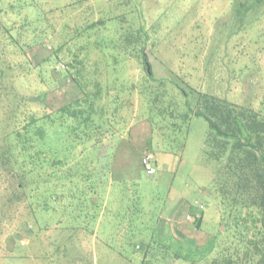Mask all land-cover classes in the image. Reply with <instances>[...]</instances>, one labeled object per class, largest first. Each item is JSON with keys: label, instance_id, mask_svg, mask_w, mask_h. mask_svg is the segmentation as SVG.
I'll use <instances>...</instances> for the list:
<instances>
[{"label": "rangeland", "instance_id": "rangeland-1", "mask_svg": "<svg viewBox=\"0 0 264 264\" xmlns=\"http://www.w3.org/2000/svg\"><path fill=\"white\" fill-rule=\"evenodd\" d=\"M240 3L251 7L244 20L237 14ZM0 8V264L9 262L10 257L13 264L21 261L14 258L18 252L16 239L10 237L23 220L37 229L33 210L41 209L46 202V194L40 197L32 191L38 183L46 181L44 185H47L50 164L45 156L43 169L33 173V182L20 191L21 201L16 200L20 179L16 159H21L16 151L20 148L16 133L23 131L24 113L41 116L77 96L78 88L68 70L65 51H60L58 56L55 51L78 34L85 36V39L78 38L82 45L98 55L94 29L87 25L102 18L107 20L105 31L115 40L121 33L144 25L152 70L156 77L168 80L165 83L168 92L157 105L170 118L164 116L158 120L162 121L163 131L166 125H176L177 130L167 129L173 136L169 150L159 154L148 149V140L153 135L147 117L148 97L139 88L131 96L128 93L134 102L133 114L128 115L129 139L133 145L142 147L144 153L151 152L158 158L157 172L152 176L144 174L139 179L138 204L143 208L142 213L148 217L159 214L161 229L173 231L176 227L179 235L194 238L200 247H205L217 230L214 209L219 198L213 189L222 166L217 159L224 151L204 117L192 116L188 127L182 123L184 98L169 79L174 77L184 88L207 91L238 103L257 105L264 100V0H0ZM84 26L86 30L82 33ZM140 60L128 57L124 62L126 65L122 68L127 70L120 72V79L128 81L125 85L143 80L145 73ZM93 71L99 79L104 77H101L102 70ZM110 75L111 79L117 76ZM131 110L126 107L124 113ZM177 136L185 139L183 150L179 149ZM64 172L63 169V175ZM94 180L76 181L74 191L67 190L65 204L51 215L45 214L46 219L51 223L61 220L65 225L86 220L93 223V218H87L79 209H92L90 198L99 196L98 182ZM110 191L112 187L106 188L107 209H117L116 195ZM128 191L134 192L131 187ZM128 201L124 209H140L134 208L138 206V199ZM196 207L206 210L203 229L195 226L199 213ZM51 228L39 230L49 244L61 238L55 240L59 230L54 233ZM19 232L22 236H17V240L27 244L29 239L23 235L24 231ZM78 237L82 246L95 249L94 237H91L92 245L82 230ZM41 257L38 253L36 260L18 264H42ZM74 257L73 254L63 256L64 262L60 264H67ZM116 257L111 253L103 259L116 264ZM97 263L95 255L94 264Z\"/></svg>", "mask_w": 264, "mask_h": 264}, {"label": "trees", "instance_id": "trees-1", "mask_svg": "<svg viewBox=\"0 0 264 264\" xmlns=\"http://www.w3.org/2000/svg\"><path fill=\"white\" fill-rule=\"evenodd\" d=\"M240 4L236 8L237 14L244 20L251 7ZM106 23L107 20L102 18L87 25L94 29V46L100 50L98 55L82 45L78 38L85 39V36L78 34L55 51L57 56L65 51L68 70L78 88L77 96L41 116L24 113L23 131L19 129L16 133V143L20 146L16 151L21 157L16 159V172L20 178L16 186L18 202L21 201L20 191L33 182V173L43 169L44 156L49 158L50 164L47 185H44L45 181L32 188L40 197L46 194L44 206L33 210L39 227H30L29 222L23 220L10 237L16 239L18 252L14 258L21 260L16 264L36 260L38 253L42 254V264H60L63 256L71 254L77 257L68 259L67 264H94L95 255L97 264H112L103 259L111 253L117 255L116 264H264V100L257 105L238 103L207 91L184 88L170 77L169 81L184 98V109L180 114L182 123L188 127L192 116L204 117L224 152L217 159L222 166L213 189L219 198L214 209L217 230L206 246L202 248L194 238L179 235L176 227H172L173 231L171 228L164 231L160 228L159 214L148 217L138 204L140 176L152 175L145 171L142 163L146 152L129 139L128 115L133 114L134 106L130 96L139 88L140 93L148 97L150 105L147 117L153 135L148 149L156 154L168 151L173 136L167 129L177 130V126L166 125L163 131L162 121L158 119L170 116L157 105L168 92L165 88L168 80L167 77H156L152 70L147 53L149 37L145 36L144 25L129 28L115 40L105 31ZM84 30L85 26L82 33ZM128 57L141 59L145 75L143 80L125 85L128 81L120 77L127 70L122 67ZM96 69L103 71V78L97 77L93 71ZM110 73L117 76L111 79ZM126 107L132 108L127 114L124 113ZM176 139L179 149L183 150L185 139L178 136ZM47 146L48 153L45 152ZM155 166L158 170V158H155ZM111 178L110 192L116 195L117 209L106 206L109 194L105 186ZM78 180L98 182L96 187L100 193L98 197L90 198L92 209H79L87 218L92 217L93 223L87 220L71 225H65L61 220L51 223L45 214L49 216L65 204L67 190H72ZM129 187L134 190L132 194ZM128 199H138V206L134 208L140 209H124ZM87 205L90 206L89 202ZM196 208L199 213L195 226L203 229L206 210ZM50 228L54 233L59 230L55 240L61 238L49 244L39 230ZM20 230L29 239L27 244L17 240V236H22ZM80 230L89 238V244L92 245L91 237L95 238V249L81 245L78 241ZM66 231H69L67 235ZM10 258L6 264H13V257Z\"/></svg>", "mask_w": 264, "mask_h": 264}, {"label": "built area", "instance_id": "built-area-1", "mask_svg": "<svg viewBox=\"0 0 264 264\" xmlns=\"http://www.w3.org/2000/svg\"><path fill=\"white\" fill-rule=\"evenodd\" d=\"M63 66H65L63 64ZM142 163L145 168V171L150 174L154 175L156 173V166H155V155L151 152L145 153L142 158ZM191 215H188V218H190Z\"/></svg>", "mask_w": 264, "mask_h": 264}, {"label": "crops", "instance_id": "crops-1", "mask_svg": "<svg viewBox=\"0 0 264 264\" xmlns=\"http://www.w3.org/2000/svg\"><path fill=\"white\" fill-rule=\"evenodd\" d=\"M151 137H152V135H151ZM150 140V139H149ZM148 140V141H149ZM110 183L108 184V187H107V185L105 186V188L107 187V188H110V187H113V183H111L112 181H113V178H111L110 180Z\"/></svg>", "mask_w": 264, "mask_h": 264}]
</instances>
